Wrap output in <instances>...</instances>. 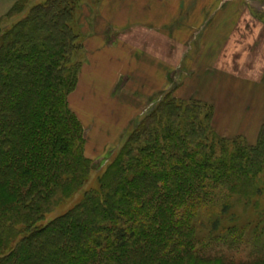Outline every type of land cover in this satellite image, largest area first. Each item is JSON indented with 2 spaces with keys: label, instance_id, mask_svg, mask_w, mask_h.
I'll use <instances>...</instances> for the list:
<instances>
[{
  "label": "trees",
  "instance_id": "16d2710c",
  "mask_svg": "<svg viewBox=\"0 0 264 264\" xmlns=\"http://www.w3.org/2000/svg\"><path fill=\"white\" fill-rule=\"evenodd\" d=\"M27 3L0 34V264H264V118L251 143L218 134L211 104L168 94L84 188L94 162L67 106L89 38L80 0ZM243 246L254 257L225 258Z\"/></svg>",
  "mask_w": 264,
  "mask_h": 264
},
{
  "label": "rangeland",
  "instance_id": "374dc122",
  "mask_svg": "<svg viewBox=\"0 0 264 264\" xmlns=\"http://www.w3.org/2000/svg\"><path fill=\"white\" fill-rule=\"evenodd\" d=\"M228 1L222 0V4ZM105 2L109 0H80V5L74 12L79 21L74 25L78 33L89 36L84 40L83 50L76 54V61L81 63V67L77 73L76 86L67 97V106L82 129L83 154L94 162L95 169L84 188L96 184L97 175L113 159L124 138L168 94L177 99H194L211 104L214 110L213 124L218 134L229 137L242 134L249 142L255 141V130L264 118V88L238 83L245 82L247 78L213 76V69H206V72L201 70L203 61L205 66H209L207 57L213 55L209 49L199 52L200 48L195 44L203 30L194 28L189 31L182 25V18L176 20L178 22L161 19V26L141 34L131 28L135 23L146 24L151 21L153 13L144 10L134 17L132 15L127 28L116 34V31L107 28L101 12ZM24 3L26 2L22 4ZM237 4L248 6L253 11L252 17L254 14L261 15L264 20V0H237ZM215 7L216 5H211L209 8L213 10ZM7 13L0 15V34L24 12L14 16ZM176 15L181 17V14ZM112 16L116 19L114 14ZM108 30H111L110 33ZM207 32L206 37L213 36L212 29ZM189 35L193 37L194 43L191 45L184 43ZM164 41L166 43L163 44ZM173 42L175 44L171 47L170 43ZM125 43L133 45L135 50L129 52L131 47ZM150 43L153 47H150ZM147 47L156 49V55L162 60H157L152 65L135 60L133 54L142 53L140 49L145 51ZM205 48L212 47L208 45ZM166 49H169L170 54L167 58L161 54ZM204 72L207 73L206 76L203 75ZM81 191L62 197L45 216V220L70 209L80 199ZM256 201L261 207L264 206V192L253 199L254 203ZM235 211L243 213L242 210ZM225 255L227 260L234 263L254 257L248 255L244 246L239 250L225 249Z\"/></svg>",
  "mask_w": 264,
  "mask_h": 264
},
{
  "label": "crops",
  "instance_id": "0c3cea01",
  "mask_svg": "<svg viewBox=\"0 0 264 264\" xmlns=\"http://www.w3.org/2000/svg\"><path fill=\"white\" fill-rule=\"evenodd\" d=\"M38 1L40 2V0H28V4L32 5ZM16 2L17 0H0V15L7 13ZM211 5H216V7L211 10L209 8ZM102 8L101 12L106 25H108L107 28L116 32L127 28V24L130 22L129 18L144 10L153 13V17L150 16L151 21L146 24L135 23L133 25L131 23L133 25L131 29L140 31L141 34L161 26V19L178 22L182 18V25L187 27L189 31L194 28L203 30L199 37H195V44L200 48L198 51L209 49L213 53L207 57L209 66H205L203 61V69L201 68V70L206 72V69H213V76L247 78L245 82L239 81L238 83L264 88V20L261 15L254 14L252 17L253 11H250L248 6L237 4V0H229L224 5L222 0H109V2H105ZM113 14L116 19L113 18ZM121 14H123L122 18L118 21ZM176 14H181V17ZM210 29L213 30V36L206 37L207 31ZM191 36L189 35L184 43L193 44V37ZM174 44V42L173 44L170 43V46L173 47ZM125 45L131 47L129 52L135 50L133 45L129 43H125ZM208 45L212 48H205ZM150 47H153V44ZM150 47H147L145 51L140 49L142 53L133 54L134 59L145 61L151 65L157 60H162L156 55L158 54L157 50H152L153 48L150 49ZM161 54L166 55L167 58V55H170L169 49ZM205 72L203 73L204 76L207 74ZM262 114L264 116V105Z\"/></svg>",
  "mask_w": 264,
  "mask_h": 264
}]
</instances>
